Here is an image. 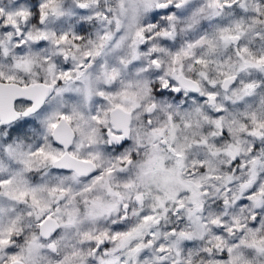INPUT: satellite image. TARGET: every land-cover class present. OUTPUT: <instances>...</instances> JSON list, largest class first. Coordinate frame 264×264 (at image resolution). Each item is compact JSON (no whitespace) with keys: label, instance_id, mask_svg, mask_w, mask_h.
Masks as SVG:
<instances>
[{"label":"snow or ice","instance_id":"1","mask_svg":"<svg viewBox=\"0 0 264 264\" xmlns=\"http://www.w3.org/2000/svg\"><path fill=\"white\" fill-rule=\"evenodd\" d=\"M0 264H264V0H0Z\"/></svg>","mask_w":264,"mask_h":264}]
</instances>
